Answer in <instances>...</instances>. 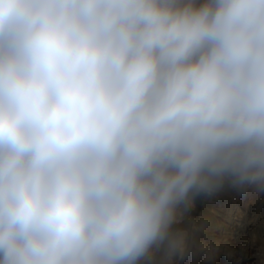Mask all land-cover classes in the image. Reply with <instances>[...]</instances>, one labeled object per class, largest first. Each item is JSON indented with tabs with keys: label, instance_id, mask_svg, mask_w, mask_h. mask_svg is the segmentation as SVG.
Instances as JSON below:
<instances>
[{
	"label": "clouds",
	"instance_id": "clouds-1",
	"mask_svg": "<svg viewBox=\"0 0 264 264\" xmlns=\"http://www.w3.org/2000/svg\"><path fill=\"white\" fill-rule=\"evenodd\" d=\"M227 191L264 195V0H0V264L210 259Z\"/></svg>",
	"mask_w": 264,
	"mask_h": 264
},
{
	"label": "rangeland",
	"instance_id": "rangeland-1",
	"mask_svg": "<svg viewBox=\"0 0 264 264\" xmlns=\"http://www.w3.org/2000/svg\"><path fill=\"white\" fill-rule=\"evenodd\" d=\"M206 214L215 226L213 237L220 241L219 252L208 258L203 252H190L173 264H223L229 256L235 264H264V195L253 202L247 195L227 191L207 200L196 198L193 217Z\"/></svg>",
	"mask_w": 264,
	"mask_h": 264
},
{
	"label": "bare ground",
	"instance_id": "bare-ground-1",
	"mask_svg": "<svg viewBox=\"0 0 264 264\" xmlns=\"http://www.w3.org/2000/svg\"><path fill=\"white\" fill-rule=\"evenodd\" d=\"M223 264H235L234 262H231V259L229 256L226 257V260Z\"/></svg>",
	"mask_w": 264,
	"mask_h": 264
}]
</instances>
